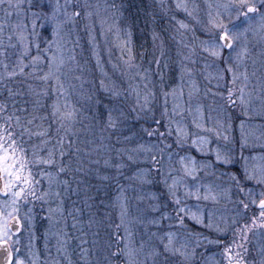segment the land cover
Segmentation results:
<instances>
[{
  "label": "rangeland",
  "instance_id": "rangeland-1",
  "mask_svg": "<svg viewBox=\"0 0 264 264\" xmlns=\"http://www.w3.org/2000/svg\"><path fill=\"white\" fill-rule=\"evenodd\" d=\"M159 1L158 25L150 26L148 23L150 27L148 43L144 42L140 50H136L133 45L130 25L121 13V4L118 0H79L81 7L76 10L81 12V16L74 23L64 27L61 33L62 50L66 68L73 70L65 82L66 84L71 82L75 86L70 102L78 112L75 123L77 140L74 141V145L78 146H75L70 155L74 167L72 174L77 178L74 180L76 187L74 197L77 204L74 210H66L61 191L59 197L52 196L47 203L36 202L32 206L31 226L25 223L20 237V257L25 263L33 264L35 260V264H53L55 260L59 264H106L105 258L110 251L116 250L118 240L122 241L119 245L121 248L124 242H127L123 239L126 237L127 229L131 234L133 247L139 248L141 243L144 244L143 251L137 257L141 264H152L148 253L152 248L159 249L162 243H166V233L169 232L175 234L174 243L177 247L186 244L189 253L194 251L189 264H226L220 253L223 251L222 245L232 240V231L228 229L227 232L218 233L215 228H208L206 225L209 213L212 214L213 223L223 229L226 227L225 221L231 223L236 208L234 202L246 198L226 176L220 177V173L235 174L242 186L245 189H252L257 196L264 191V184L252 187V183L258 184L256 179H245V168L250 175L257 177L264 168V39L261 34L249 33L246 39L242 38L237 42L234 50L225 49L222 58L213 59L201 52L200 40L207 38L203 29L207 26L209 13L214 16L218 10L222 12L223 9H218L217 6L227 3V0ZM178 2L186 3L192 16L177 8ZM85 3L89 5L87 9L83 8ZM23 8L27 10L26 0ZM72 10L69 8V11ZM85 12H91L92 16L86 17ZM11 19L15 21L16 18L13 16ZM181 23L187 25V28H181ZM154 34L157 37L155 40ZM190 49L194 50L192 56L196 61L194 64L183 61V57L188 55ZM242 49H246V53L237 59V53ZM129 56L132 67L126 63ZM70 57H74V60L69 59ZM154 58L160 59L159 68L154 63ZM182 62L191 70V76L182 73ZM93 63L96 65L95 72L92 69ZM205 63L209 67L205 68ZM229 66L239 77L235 83L232 82V73L226 71ZM47 70V67L42 65L37 76L43 75ZM145 70L150 75L152 82L149 87L154 92L150 104L151 111L141 112L137 107L134 112L132 109L136 106V97L134 93L129 94V86L141 83L142 89V82L134 77L137 72L144 73ZM30 71L31 69H26L23 75L29 81L35 79L28 75ZM245 74L248 77L246 82L243 79ZM221 75L223 79H218ZM5 83L7 80L3 81L0 88L8 89L4 86ZM37 83L40 84L37 86L39 93H44L41 88L47 87V83L39 79ZM26 87L28 92L34 89L31 83ZM241 87L244 88L243 104L239 100ZM173 89L176 90L175 97L171 95ZM229 89L234 91L233 99L236 100L235 105L228 108L231 127L226 133L231 141L227 146L232 149L233 163L228 166H216L210 170L215 171V175L204 177L201 174V177L204 183L220 184L223 188H230L228 195L232 202L225 196L219 197L218 203L197 201L194 197H184V189L181 188L184 206L202 216L204 220L203 224H199L188 215H184V223L181 226L176 219L175 206L166 195L162 176L149 171L150 163L145 161L144 153L135 154L136 163L129 162L127 155L129 150L141 144L162 147L167 143L172 144L173 151H178L179 155L189 154L198 161L213 160L211 156H203L195 147L176 149L175 129L179 124L187 131L190 134L188 143L191 144V139L195 138L192 134L198 131L193 121L200 120L195 111L197 106L203 113V123L206 127H211L214 121L209 118L216 117L215 110L218 106L227 103ZM53 91L52 105L57 102L54 82ZM165 92L169 93L167 103ZM94 99L95 105L100 103L105 111L101 128L97 123L99 119L91 116L88 111L89 101ZM59 102L64 103L63 97ZM174 104L180 105L178 111L182 115H173ZM118 109H122L125 114L119 126L132 121H152L151 129L165 133L163 143L158 135L148 137L143 131L144 128L141 134L133 132L130 140L123 136L117 138L120 135V128L119 126L115 130L108 128L107 118L110 110L115 116ZM154 120L160 123L157 125ZM242 122L243 136L240 127ZM169 129L171 135H168ZM218 143L224 146L226 142L220 140ZM216 146L217 142L214 140L212 147ZM176 159L174 156L173 162L178 168ZM163 171L165 174L168 171L167 161ZM62 174L65 175V172ZM57 179L59 183L53 184L54 192H59V186L65 185L62 183L65 181L64 178L59 175ZM192 183L189 181L190 185ZM86 184L89 190L85 189ZM42 186L47 189V182L42 181ZM64 193H68L67 185ZM154 206H159L160 210L153 211ZM50 208L54 210L51 213ZM163 212L172 218L159 221ZM251 214L249 212L248 215ZM153 220H158L159 223H152ZM210 240L213 243H209ZM218 240L221 244L215 243ZM59 241H63L64 244L58 253ZM246 247L248 264H260L264 259L261 253V249H264V231L256 230L255 234H249ZM78 248L79 250L74 252ZM81 250H86L84 257ZM90 256L93 258L90 259ZM118 264H125V261L121 259Z\"/></svg>",
  "mask_w": 264,
  "mask_h": 264
},
{
  "label": "snow or ice",
  "instance_id": "snow-or-ice-1",
  "mask_svg": "<svg viewBox=\"0 0 264 264\" xmlns=\"http://www.w3.org/2000/svg\"><path fill=\"white\" fill-rule=\"evenodd\" d=\"M25 0H0V82L11 80L17 76L25 75L26 69H31L28 75L48 83L54 82L55 92L57 94V102L52 105V117L57 122V135L55 141L50 138L49 129L37 125V119L44 120L47 117H37L34 114H28L26 107L17 108L13 103L11 110L7 103H0V264H25L24 259L20 257V237L25 227V223L30 227L32 223V211L36 202L47 203L52 196L59 197L58 191H52L53 184L59 183L58 177L66 172L64 165L65 144L71 147L75 135L74 125L77 121V109L70 102V96L74 85L71 82L66 84V80L71 76L72 69L66 68V60L61 45V33L64 27L69 23H74L81 16V12L76 10L81 7L79 0H26L27 10H24L23 4ZM89 5L85 3L83 8L87 9ZM177 8L183 9L189 16L192 12L188 10V6L184 2H178ZM211 7V5L209 6ZM218 9L213 16L209 13L207 26L203 29L206 39L200 40V50L206 56L213 59L222 58L225 49L232 51L238 41L247 38L249 33L253 35L261 34L264 39V0H227V3L218 5ZM72 8V11H69ZM15 16V21L11 18ZM86 17H91V12H85ZM181 28H187V25L181 23ZM130 38L131 33H128ZM157 37L153 35L155 40ZM185 47H188L185 45ZM12 51L9 52L8 50ZM131 50L129 49V52ZM35 53V54H33ZM246 53V49H242L237 53V59ZM163 55V53H161ZM194 50L190 49L188 55L183 57V61L196 63L192 59ZM69 59L74 60V57ZM27 61V62H26ZM131 56H129V67ZM157 68L160 66V59L154 58ZM46 66L47 71L43 75L37 76V72L41 70V66ZM205 68L209 67L207 63ZM182 73L191 76V70L182 62ZM226 71L232 73V82L235 83L239 78L229 66ZM79 79V77H72ZM135 79L142 82L135 86L130 85V93L135 94L136 106L132 111H136L138 107L141 112H150L151 98L154 96L153 90L149 87L152 82L147 70L144 73L137 72ZM163 79L161 75V80ZM218 79H223L219 76ZM246 82L248 77L243 76ZM190 83H192L190 81ZM193 89L195 85L193 83ZM31 87V86H29ZM8 96L14 97L18 93L11 88L7 89ZM240 103H245L244 88L239 89ZM46 93H37L42 95ZM119 95V93H116ZM169 93L165 92V103ZM171 95L175 97L176 90L173 89ZM181 95L183 91L181 89ZM215 95V93H213ZM235 93L232 89L228 90L227 103L218 106L215 110L216 117H210L214 121L211 127H206L203 123V113L201 108L197 106L196 114L200 117L199 122L194 120L193 124L198 130L192 134L195 136L188 143L190 134L185 131L179 124L175 129L176 141L175 147L179 150L195 147L203 156H211L213 160L198 161L195 157L185 154L179 155V152L173 151V145L164 143L160 145H144L141 144L136 148L129 150L127 160L136 163L135 154L144 153L145 161L150 163L149 171L155 172L162 176V182L166 188V195L170 202L175 206L176 219L183 226L184 215H188L196 223L203 224L202 216L191 209L184 206V201L180 194L183 188L184 197H194L197 201L219 202V197L225 196L231 201L228 193L230 188H223L220 184L213 185L204 183L201 177L215 175V171H210L216 166H228L233 163L232 149L227 146L230 143V137L226 133L229 131L231 124V116L228 108L235 105L236 100L233 99ZM192 91L189 92L191 99ZM63 97L64 103L61 104L59 99ZM39 104V100L36 101ZM179 104H174L173 115H182L178 111ZM35 111V106L33 112ZM117 115H113L110 110L107 118V126L110 129H117L125 115L122 109L117 110ZM157 125L160 123L154 120ZM171 123V122H170ZM35 127V130H34ZM243 136V122L241 123ZM143 131L148 137L158 135L163 143L165 133H160L156 129L144 128ZM63 133V135H61ZM168 135H171L169 129ZM39 143H32L33 139ZM214 138V139H213ZM214 140L217 142L215 148L212 147ZM225 141L224 146L219 145V141ZM51 145V146H50ZM244 144H241L243 147ZM177 157L175 163L179 167H175L173 157ZM167 161L168 171L165 174L163 169ZM50 169H55V172ZM142 174V173H141ZM226 176L228 180L236 186L237 191L246 199H237L234 203L236 208L234 215L231 217V223L225 221L226 227L220 228L218 224L212 221V214L209 213L207 227L220 232L232 231V240L222 245L223 251L220 255L226 261V264H248L246 247L249 234H255L256 230H264V191L258 196L253 193L252 189H245L235 174L220 173V177ZM219 178V177H218ZM245 179H256L258 184H264V168L260 170L259 177L250 175L245 168ZM42 181L47 182V189L42 186ZM169 181H171L169 183ZM189 181L193 183L190 185ZM67 185V181H63ZM203 190V192L201 191ZM159 206H154L153 211H159ZM49 209V212H53ZM251 212V215H248ZM123 216V213H122ZM172 217L166 213H161L159 221L169 220ZM51 219V217H49ZM153 220L152 223H159ZM123 223V220H122ZM127 242L121 248L122 242L118 240L115 251H110L105 258L106 264H118L123 259L125 264H141L137 257L144 249L141 243L139 248H135L131 244V234L125 229ZM174 233H166V243L162 246L152 248L148 253L152 264H189L191 256L194 254L187 251V245L181 244L177 247L174 243ZM206 239V238H205ZM213 243V241H209ZM217 244L221 242L215 241ZM60 247L57 248L59 253L63 248V241H59ZM264 255V249H261ZM179 258V259H176ZM35 264V260H33ZM53 264H59L53 261ZM260 264H264V259Z\"/></svg>",
  "mask_w": 264,
  "mask_h": 264
},
{
  "label": "trees",
  "instance_id": "trees-1",
  "mask_svg": "<svg viewBox=\"0 0 264 264\" xmlns=\"http://www.w3.org/2000/svg\"><path fill=\"white\" fill-rule=\"evenodd\" d=\"M168 1V0H167ZM163 1V2H167ZM118 3L121 4L120 9H122V15L124 16V19L128 21L130 25V30L132 32V39H133V45L136 50H140L143 43L145 42L146 44L148 43V38L150 34V27L148 23L151 25H158L157 24V19H158V9H159V0H118ZM171 3V1H170ZM35 54V53H34ZM97 68H99L98 63H97ZM91 69V67H90ZM92 69L95 72L96 70V65L93 63ZM30 83L34 86V89L32 92H28L26 85ZM3 84V81L0 82V85ZM40 86L39 83H37V79L35 77L29 80H26L24 76H17L14 79L7 80V83L4 84V86H7L8 88H11L14 92L18 93L14 97H9L7 89L0 88V103H7L9 105V110H11V107L13 103H15L17 108L20 107H26L28 109V114H34L37 117H47V119L36 120L37 125H42L43 128L49 129L50 131V138L55 141L56 135H57V128L58 124L57 122L53 119L51 113H52V103L54 100V91H53V82H48L47 87L41 88L42 91L46 94L42 95H37L39 93V88L37 86ZM46 89V90H45ZM31 91V90H29ZM39 100V104H36V101ZM104 105V104H103ZM35 106V111L33 112V108ZM88 111L91 116L94 118H98L99 121L97 120L98 127L101 128V122L104 121V114L105 111L103 109V106L99 103L95 105V99L93 101H89L88 104ZM152 121H142V122H128L127 124L122 123V125L119 126L120 128V135L117 138H120V136H123L125 138H128L130 140V136L134 133L141 134L142 128H152ZM77 124L74 125V132L75 135L72 137L73 143L71 147H69L67 144H65V150L66 155L64 157V165L66 166L67 170L64 174H60V177L65 179L67 181V189L68 193H64L65 185H60L59 187V193L62 191V196H63V202H64V207L66 210H74L77 202L76 197H74L75 194V182L74 180H77V178L74 177L72 173H74V167L72 166L73 162L70 159V155L72 154L73 149L75 146L77 147L78 145H74V141L77 139L75 136L77 135L76 130ZM35 130V127H34ZM96 132V129L94 130ZM63 135V133H61ZM32 143H39L38 140L35 138L33 139ZM78 143L80 141L78 140ZM51 146V145H50ZM128 146V144L126 145ZM55 171V169H52ZM87 177V176H86ZM75 178V179H74ZM94 188V187H90ZM86 190H89L88 184L85 186ZM92 189H90L91 191ZM95 190V189H94ZM95 193V192H94ZM93 194V193H92ZM68 198V199H67ZM95 210V208H94ZM79 250L76 249L74 252H77ZM86 250H81L83 252V257L84 253ZM89 252V251H87ZM92 253V252H91ZM92 259L93 257H89ZM88 264V263H86Z\"/></svg>",
  "mask_w": 264,
  "mask_h": 264
},
{
  "label": "flooded vegetation",
  "instance_id": "flooded-vegetation-1",
  "mask_svg": "<svg viewBox=\"0 0 264 264\" xmlns=\"http://www.w3.org/2000/svg\"><path fill=\"white\" fill-rule=\"evenodd\" d=\"M259 186H260L259 184L252 183V187H259ZM261 231H264V230H261Z\"/></svg>",
  "mask_w": 264,
  "mask_h": 264
},
{
  "label": "water",
  "instance_id": "water-1",
  "mask_svg": "<svg viewBox=\"0 0 264 264\" xmlns=\"http://www.w3.org/2000/svg\"><path fill=\"white\" fill-rule=\"evenodd\" d=\"M26 264H28V263H26Z\"/></svg>",
  "mask_w": 264,
  "mask_h": 264
}]
</instances>
